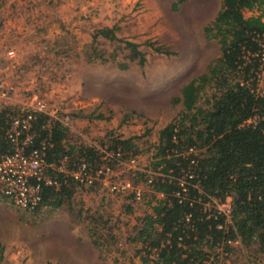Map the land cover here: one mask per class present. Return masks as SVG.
Wrapping results in <instances>:
<instances>
[{"label": "rangeland", "instance_id": "1", "mask_svg": "<svg viewBox=\"0 0 264 264\" xmlns=\"http://www.w3.org/2000/svg\"><path fill=\"white\" fill-rule=\"evenodd\" d=\"M178 2L0 0V72L14 91L10 98L0 96V111L31 110L34 99H44L47 112L55 111L51 119L67 124L65 142L75 150L87 146L96 152L114 138H132L136 169L121 166L115 173L137 183L147 204L129 209L130 196L109 192L99 182L75 187L54 208L24 209L0 195V264H142L135 227L151 199L143 171L152 170L159 131L183 109L172 100L220 54L218 41L207 39L204 28L221 0H180L176 7ZM259 14L244 11L245 17ZM103 28L137 44L144 64L133 61L121 41L103 37L97 47L106 60L98 59L92 38ZM158 45L162 52L153 49ZM252 62L260 64L247 59ZM211 91L202 92L199 104ZM230 201L216 203L217 209L230 208ZM230 244L233 251L219 264H264L256 245L239 239Z\"/></svg>", "mask_w": 264, "mask_h": 264}, {"label": "trees", "instance_id": "2", "mask_svg": "<svg viewBox=\"0 0 264 264\" xmlns=\"http://www.w3.org/2000/svg\"><path fill=\"white\" fill-rule=\"evenodd\" d=\"M253 9L260 14L244 16L245 10ZM204 33L207 39L218 41L220 54L205 74L182 85L180 95L172 102H180L183 109L159 131L150 165L153 170L160 168L162 176L149 185L151 212L135 227L134 238L142 245V264H219L227 258L225 253L233 251L230 242L236 239L246 246L256 245V251L264 253V93L257 92L251 79L257 64L244 59L247 52L261 48L264 0H221ZM98 37L121 41L120 46L124 43V48L130 49V58L144 64V53L137 44L118 40L112 28L93 34L91 46L101 61L106 59L97 47ZM153 49L163 51L159 45ZM207 87L212 89L211 94L205 104H199ZM33 115V145L40 147L43 140L49 141L45 148L48 162L64 155L72 161L96 156L91 147L75 150L66 145L68 129L60 121L38 111ZM49 120L51 125L47 126ZM6 121L7 110H1L0 154L12 151L5 137ZM108 148L136 153L132 138H114ZM189 148L194 151L189 152ZM190 160L195 162L194 179L183 192L178 177L191 166ZM49 175L58 177L60 189L44 187L42 202L35 210L43 205L54 208L62 196L74 193L73 181L65 183L55 171ZM226 198L231 200L230 223L216 206ZM128 208L132 207L128 204Z\"/></svg>", "mask_w": 264, "mask_h": 264}, {"label": "built area", "instance_id": "3", "mask_svg": "<svg viewBox=\"0 0 264 264\" xmlns=\"http://www.w3.org/2000/svg\"><path fill=\"white\" fill-rule=\"evenodd\" d=\"M261 48L255 53L244 57L247 59H259V66L255 70L252 79L257 84V92L264 93V39H261ZM7 55L13 57L14 50L8 49ZM245 54V55H246ZM14 91L6 86L5 80L0 72V96L10 98ZM34 109L20 108L7 111V121L5 137L11 146V152L0 154V195L12 199L18 206L35 210L42 202L43 188L53 187L56 191L60 189V181L57 176L49 175L50 171L61 174L63 181H73L75 187H92L99 182L109 192L120 196H130L129 205L134 207L136 204H143V194L137 183L116 176L115 170L121 166H131L136 169V158L133 155L123 153L120 148L116 150L107 147L99 148L94 158L86 156L70 160L66 155L59 159L48 162L46 159L45 148L49 141L43 140L40 147L33 145L34 133L32 132L33 111H38L50 115L46 111L45 103L38 101ZM63 123V122H61ZM64 124V123H63ZM65 126L67 124H64ZM189 148V152H193ZM191 166L178 177L180 189L184 192L191 180L194 179L192 165L194 160H190ZM152 169V168H151ZM161 169L143 171L145 183L151 185L155 177H161ZM116 178L112 179V177ZM198 187V184H193ZM177 196H180L177 193ZM147 209V204L144 202ZM226 221L231 222L230 208L222 210ZM151 212L149 210L148 214ZM137 224V223H136ZM231 243V242H230Z\"/></svg>", "mask_w": 264, "mask_h": 264}, {"label": "crops", "instance_id": "4", "mask_svg": "<svg viewBox=\"0 0 264 264\" xmlns=\"http://www.w3.org/2000/svg\"><path fill=\"white\" fill-rule=\"evenodd\" d=\"M20 61H23V60H20ZM11 68H12V66H11ZM38 101H41V102H43V103H45V106H46V111L48 110V107H47V104H46V102H45V100L44 99H34V102H38ZM25 104V103H24ZM49 114H52V116L55 114V111L53 110V112L52 113H50V112H48Z\"/></svg>", "mask_w": 264, "mask_h": 264}]
</instances>
